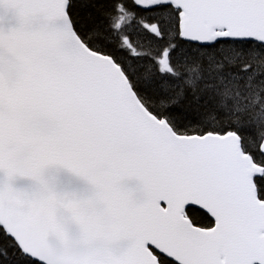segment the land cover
<instances>
[{"label":"snow or ice","instance_id":"6c2138e0","mask_svg":"<svg viewBox=\"0 0 264 264\" xmlns=\"http://www.w3.org/2000/svg\"><path fill=\"white\" fill-rule=\"evenodd\" d=\"M0 264H264V0H0Z\"/></svg>","mask_w":264,"mask_h":264},{"label":"water","instance_id":"95a60500","mask_svg":"<svg viewBox=\"0 0 264 264\" xmlns=\"http://www.w3.org/2000/svg\"><path fill=\"white\" fill-rule=\"evenodd\" d=\"M161 206H166V205H164L163 202H161Z\"/></svg>","mask_w":264,"mask_h":264}]
</instances>
